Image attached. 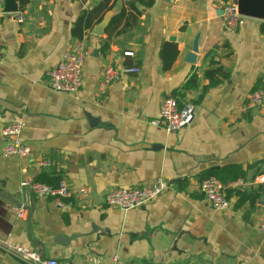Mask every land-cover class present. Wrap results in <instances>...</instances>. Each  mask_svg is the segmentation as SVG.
<instances>
[{"label": "crops", "instance_id": "obj_1", "mask_svg": "<svg viewBox=\"0 0 264 264\" xmlns=\"http://www.w3.org/2000/svg\"><path fill=\"white\" fill-rule=\"evenodd\" d=\"M97 1L27 0L19 9L17 0L22 23L14 12H3L2 1L0 264H30L9 252L4 241L71 264H264L259 229L264 192L240 204L233 193L230 208L216 210L199 191L202 173L226 164L247 171L238 185L230 182L226 189L247 195L264 187V173L255 176L256 168L249 167L264 161V112H240L245 96L264 84V20L242 16L230 29L221 16L222 0H155L131 26L122 21L121 33L86 32L82 38L90 54L81 90L54 91L47 71L75 40L71 26L80 11ZM123 3L117 0L110 19ZM196 37L191 63L187 55ZM164 41L178 47L166 71L159 56ZM128 50L132 56L124 55ZM108 64L118 75L103 85ZM127 66L139 71L126 73ZM212 66L228 74L215 85L204 75ZM192 74L197 88L183 90ZM167 96L195 106L193 120L182 129L167 132L151 123ZM11 121L23 123L21 137L33 159L2 153V130ZM38 160L50 165L39 166ZM49 167L74 191L63 205L22 184ZM158 177L169 186L146 204L123 210L104 202L111 190ZM84 187L86 194L79 192ZM16 207L23 208L22 215Z\"/></svg>", "mask_w": 264, "mask_h": 264}, {"label": "built area", "instance_id": "obj_2", "mask_svg": "<svg viewBox=\"0 0 264 264\" xmlns=\"http://www.w3.org/2000/svg\"><path fill=\"white\" fill-rule=\"evenodd\" d=\"M2 7V0L0 3ZM221 16L223 23L227 28H237L242 15L238 12L234 0H222ZM15 20L18 23L24 21V15L21 11L14 12ZM90 54V49L84 38L75 39L70 46L65 49L57 62L47 71V77L50 88L57 92H67L77 94L82 86V69L85 59ZM124 55L132 56V51H125ZM126 73H136L139 71L136 66H127L123 68ZM118 72L112 65H106L102 72V84L106 85L117 78ZM258 108L264 112V84L251 90L243 99L240 105V112L246 114L250 110ZM195 106L191 101L181 99L177 96L165 97L159 108L158 117L151 121L155 126H162L167 132L176 131L184 128L194 118ZM21 121H11L5 124L2 134L4 145L2 153L9 156L33 159L34 154L30 145L25 142L21 133L23 130ZM37 165L49 166V160H38ZM238 181L231 182L233 186L238 185ZM23 185L28 186L31 193L38 197H53L58 205L65 204V198H71L74 194L73 189L69 188L64 182L60 186L53 188L50 185L39 181H24ZM168 183L161 177L156 178L151 183L139 187H119L107 192L104 196V202L109 206H116L123 210H129L146 204L157 198L168 188ZM226 185L215 176H208L200 180L199 191L204 198L216 210H227L231 206V200L226 195ZM87 188H81L79 192L86 194ZM16 212L20 216L24 210L22 207H16ZM259 229L264 232V209L261 216ZM6 249L30 264H71L60 262L55 258H43L38 252L30 247L20 244H8L2 242Z\"/></svg>", "mask_w": 264, "mask_h": 264}, {"label": "trees", "instance_id": "obj_3", "mask_svg": "<svg viewBox=\"0 0 264 264\" xmlns=\"http://www.w3.org/2000/svg\"><path fill=\"white\" fill-rule=\"evenodd\" d=\"M124 3L120 7L119 11L110 19L104 32L110 37L114 31H117L118 26L124 21L123 26H131L134 24L139 15L143 14V11L151 7L155 0H123ZM19 9L27 2V0H18ZM117 0H98L92 7L83 9L76 17L71 26V36L75 39H80L86 32H90L92 28L98 24L104 17V15L115 7ZM1 3V0H0ZM260 29L264 34V22L260 24ZM106 46V45H104ZM178 55V47L174 42L164 41L161 45L159 56L161 60V68L163 71L170 69L176 56ZM210 79V85H215L220 82L223 78L227 77V72L221 66H212L205 71L204 74ZM198 86V80L195 74H192L181 86L183 90L195 89ZM207 87H204L202 92L206 91ZM249 167H255L254 175H260L264 173V161H258ZM246 169L241 164H226L218 168L208 169L202 173V178L208 176H215L223 184H227L233 181H237L246 175ZM39 181L47 185L57 188L61 183V172L55 170L53 167L43 168L38 176ZM226 195L228 198L233 193H238L237 203L240 204L244 197L253 202L258 198L260 191L264 192V187L249 189L250 192L242 193L235 191L234 189H226ZM64 202H68L64 199ZM253 209V206H251Z\"/></svg>", "mask_w": 264, "mask_h": 264}, {"label": "water", "instance_id": "obj_4", "mask_svg": "<svg viewBox=\"0 0 264 264\" xmlns=\"http://www.w3.org/2000/svg\"><path fill=\"white\" fill-rule=\"evenodd\" d=\"M3 1V12L13 13L18 10L17 0H2ZM163 2H169L170 0H160ZM234 3L237 5L238 12L240 15L245 17H251L259 20H264V0H234ZM222 13V10H220ZM108 12L104 15L103 19L96 24L91 33L94 35H101L103 29L107 26L109 22ZM174 40V38H170ZM197 37L193 41L192 52H189L187 55V61L193 63L195 61V56L197 52ZM25 209L29 212L30 207L25 206Z\"/></svg>", "mask_w": 264, "mask_h": 264}]
</instances>
